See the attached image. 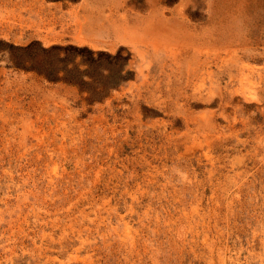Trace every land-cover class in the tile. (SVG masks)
I'll return each instance as SVG.
<instances>
[{"label": "rangeland", "instance_id": "1", "mask_svg": "<svg viewBox=\"0 0 264 264\" xmlns=\"http://www.w3.org/2000/svg\"><path fill=\"white\" fill-rule=\"evenodd\" d=\"M0 264H264V0H0Z\"/></svg>", "mask_w": 264, "mask_h": 264}, {"label": "trees", "instance_id": "2", "mask_svg": "<svg viewBox=\"0 0 264 264\" xmlns=\"http://www.w3.org/2000/svg\"><path fill=\"white\" fill-rule=\"evenodd\" d=\"M120 51L118 52L117 56H114V57L111 56L114 61L119 59L118 55H119ZM130 59H131V55L129 54L126 58L122 59V63H120L118 65V67H115V65H111V67H109V69H108L109 74L106 76V79H107L106 86H107V88H109V87H118L123 82H125V81H127V80H129L131 78L133 73H131L130 71H127L125 74H123V72L125 70V67L130 62ZM88 72H90L89 69L84 71V73H88ZM47 76H49V78H52L50 75H47ZM55 80H61V79L56 77ZM70 82L75 84L77 81H76V79H70ZM101 84L103 85V83H99V86H101ZM97 92L98 91H95V92L93 91V97H95V100H96V98L103 99V97L105 95H102L103 93L101 94V92L100 93L98 92L102 96L101 97H96Z\"/></svg>", "mask_w": 264, "mask_h": 264}]
</instances>
